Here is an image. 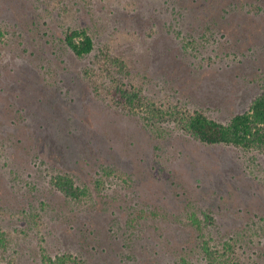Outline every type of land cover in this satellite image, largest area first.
<instances>
[{
  "label": "rangeland",
  "instance_id": "obj_1",
  "mask_svg": "<svg viewBox=\"0 0 264 264\" xmlns=\"http://www.w3.org/2000/svg\"><path fill=\"white\" fill-rule=\"evenodd\" d=\"M253 1L264 7V0ZM161 3L0 0V225L9 238L8 250L0 255L14 264H44V256L61 253L80 255L79 264H183L180 258L186 255L196 264L197 256L188 251L196 244V232L184 215L191 201L215 215L218 227L208 231L215 245L254 220V243L235 246L245 264H264V229L259 227L264 219V154L204 144L174 123L166 138L157 137L138 115L118 106L109 80L111 74H123L126 84L139 87L148 100L197 102L209 116L225 121L239 107L238 91H247L244 87L256 85L264 74V16L236 17L233 24L241 35L222 31L207 40L201 27L181 22V35H171L167 47V37L157 28L177 29L172 13L165 12L163 21L146 22L148 12L143 11ZM135 9L145 15L143 22L131 23L127 15ZM68 27L92 36L91 53L76 57L65 46ZM107 46L124 60L122 74L106 70L113 68L105 63ZM171 59L182 61L201 86L209 71V79H220L224 91L210 95L212 103L198 104L205 102L204 86L196 95L186 94L183 90L197 87L185 88L187 75L174 71L176 60L172 65ZM247 92L250 98L251 90ZM18 98L39 118L40 110L52 111V123L41 128L42 135L33 116L24 120L11 106ZM32 142L37 145L29 153L25 147ZM52 166L74 172L92 192L93 204L69 202L54 189ZM103 168L115 169L121 177L113 182L104 177ZM96 178L108 186L100 194ZM42 204L46 213L33 220Z\"/></svg>",
  "mask_w": 264,
  "mask_h": 264
},
{
  "label": "trees",
  "instance_id": "obj_2",
  "mask_svg": "<svg viewBox=\"0 0 264 264\" xmlns=\"http://www.w3.org/2000/svg\"><path fill=\"white\" fill-rule=\"evenodd\" d=\"M258 1V0H257ZM160 2V0H158ZM143 11L148 12V19L146 22L151 20H162L163 14L172 13L170 17H173L172 24L177 26V29L167 27L163 29L162 27L157 28L158 34H164L167 37L166 46L169 47V42L171 41V35L178 37L181 32L178 33V28L181 27V22L188 21V23H193L191 28L203 29V39H208V37H216V35L225 32V34L231 35H241V33L235 30L237 27L235 24L237 22L236 17H253L264 16V7L253 0H162L159 7L155 9L151 5H146ZM136 10V9H135ZM133 10V13H128V18L131 23L139 21H144L145 15L140 16L139 12L141 10ZM146 12V13H147ZM162 15V16H161ZM135 17V18H134ZM136 20V21H135ZM160 21V23L162 22ZM156 25L154 22L153 26ZM162 25H166L162 22ZM160 26V25H159ZM252 33H256L253 31ZM2 32L0 30V37ZM255 35L254 37H257ZM63 41L65 46L76 56L83 57L91 53L94 49V40L92 36L84 29L68 27L64 32ZM162 41V40H161ZM165 43L164 39L163 42ZM159 44V43H158ZM160 45V44H159ZM103 53L106 58L105 63H109L113 68L109 69V74L112 70L118 74H122L126 70V65L121 57L116 56L110 50ZM157 56V52L155 53ZM163 54V53H162ZM244 56V53H240ZM159 56V54H158ZM176 57V56H175ZM177 59V57H176ZM176 59H171V64ZM179 61V62H178ZM182 61L176 60L177 65L174 71L180 75H187L188 80L187 85L185 83V88L189 86H196L197 88L183 90L186 94L192 93L196 95L197 91L204 86L205 91L202 95V99L205 101L198 100V104L201 105L206 103H212L213 100L208 101L210 95H217V92L224 91L221 87V80L209 79V71L203 74V78L207 79V84L201 86V82L194 79L193 82L191 77V72H186L184 69V64ZM229 69V68H228ZM230 72L234 71L229 69ZM184 71L185 73H183ZM86 73V71H85ZM126 73V72H125ZM124 73V74H125ZM211 73V72H210ZM171 79V76L169 77ZM111 81V86L113 87V96L116 103L122 105V110H126L130 113L138 115L139 120L143 123L146 129H148L153 134H158L157 137L166 138L167 134L170 133L169 129L172 124L177 129H181L189 137L198 140L204 144L208 145H232L233 147L240 148L245 152H259L264 154V74L257 77V84H248L244 89L251 90V97L249 98V93L247 91H242L237 97L239 101L237 104L239 107L236 110H232L229 114V118L225 121L217 120L207 113H205L203 106H198L196 103H192L188 100L181 101L178 99L176 102H171L168 104H158L154 101L146 99L142 95V91L139 87L129 86L124 81V75L109 76ZM171 81H174V79ZM233 87V86H232ZM24 89V88H23ZM72 88H70V93H72ZM236 90V88H235ZM234 91V89H233ZM202 92V91H201ZM16 97L20 96V90ZM236 95V93L234 94ZM19 100V101H18ZM12 102L15 111L20 113L22 118L26 120L28 117H34L35 121L39 123L40 134L41 128H45V125H50L52 120L50 115L44 110H40V118L35 114V112H30V107L22 104L20 99ZM20 103V106L19 104ZM231 108V107H230ZM44 122L42 124L41 119ZM18 120V118H16ZM56 120V119H53ZM19 121V120H18ZM33 128L28 126V129ZM164 135V136H162ZM32 135H29V137ZM26 138V136H25ZM31 138V137H30ZM42 138V136H41ZM40 141V140H39ZM33 143V144H32ZM29 146L25 147V150L30 151L35 148L37 144L32 142ZM28 147H31L28 150ZM38 147V146H37ZM40 149V148H39ZM35 159V160H34ZM37 159V153L34 152L31 155V161L35 163ZM39 164L46 169V163L44 160H40ZM50 175V184L61 193L69 202L76 203L78 205H92L94 199L92 198V192L85 183H79L78 178L74 172L59 169L53 167ZM104 177H110L111 181H115L116 178L121 177V172L116 173L115 169L103 168ZM115 173V174H114ZM95 187L98 189V194L102 193L108 188L107 184L104 183L103 178H96ZM39 209L42 212L34 213L33 220L43 217L46 213L47 208L42 204ZM185 223L190 225L196 232L197 241L190 247L191 253H194L196 257V264H245L244 256H241L239 251L236 249L235 244L239 242V248L243 247V243H254L253 236L256 234L255 221L251 220L247 223L244 228L240 231H235L233 234L226 235L225 239L221 241L220 245H215L208 239L209 227H218L217 220L212 210L208 207L197 206L192 201L188 204ZM262 224L259 225L260 228L264 229V219L260 220ZM184 223V222H183ZM259 228V229H260ZM264 237V230L262 233ZM207 236V237H206ZM252 238V241H251ZM262 239L260 238V242ZM258 242V241H257ZM9 238L5 230L0 225V252L5 253L8 250ZM1 253V254H2ZM264 253V252H263ZM2 260L6 262L4 264H14L13 260L9 256L5 257L0 255V264ZM44 264H79L83 263V258L80 255L71 254H56L53 258L48 254L43 257ZM180 260L183 264H194L190 255L181 257ZM195 261V262H196ZM171 264H179L176 260L172 261Z\"/></svg>",
  "mask_w": 264,
  "mask_h": 264
}]
</instances>
